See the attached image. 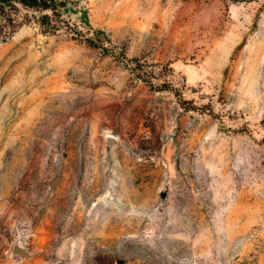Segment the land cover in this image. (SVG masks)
I'll return each mask as SVG.
<instances>
[{"label":"rangeland","instance_id":"374dc122","mask_svg":"<svg viewBox=\"0 0 264 264\" xmlns=\"http://www.w3.org/2000/svg\"><path fill=\"white\" fill-rule=\"evenodd\" d=\"M19 14L0 264H264V0H77L55 31Z\"/></svg>","mask_w":264,"mask_h":264},{"label":"trees","instance_id":"16d2710c","mask_svg":"<svg viewBox=\"0 0 264 264\" xmlns=\"http://www.w3.org/2000/svg\"><path fill=\"white\" fill-rule=\"evenodd\" d=\"M231 2H246L251 0H228ZM77 0H0V43L11 38L21 27L27 16L21 18V9L42 13L41 24L45 31H55L63 23L62 13Z\"/></svg>","mask_w":264,"mask_h":264},{"label":"water","instance_id":"95a60500","mask_svg":"<svg viewBox=\"0 0 264 264\" xmlns=\"http://www.w3.org/2000/svg\"><path fill=\"white\" fill-rule=\"evenodd\" d=\"M108 144H111V139L108 140ZM15 251L16 252H21V247L20 246H15Z\"/></svg>","mask_w":264,"mask_h":264}]
</instances>
